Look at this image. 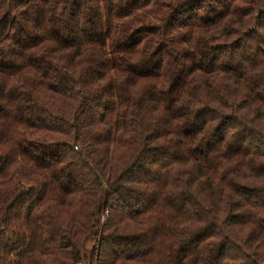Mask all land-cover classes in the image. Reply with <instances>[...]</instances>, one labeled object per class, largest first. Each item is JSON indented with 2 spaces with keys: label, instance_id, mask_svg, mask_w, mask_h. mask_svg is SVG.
Here are the masks:
<instances>
[{
  "label": "trees",
  "instance_id": "1",
  "mask_svg": "<svg viewBox=\"0 0 264 264\" xmlns=\"http://www.w3.org/2000/svg\"><path fill=\"white\" fill-rule=\"evenodd\" d=\"M82 262L264 264V0H0V264Z\"/></svg>",
  "mask_w": 264,
  "mask_h": 264
},
{
  "label": "rangeland",
  "instance_id": "2",
  "mask_svg": "<svg viewBox=\"0 0 264 264\" xmlns=\"http://www.w3.org/2000/svg\"><path fill=\"white\" fill-rule=\"evenodd\" d=\"M91 243H92V239H88L87 242H86V246L87 247L90 246ZM81 264H83V262Z\"/></svg>",
  "mask_w": 264,
  "mask_h": 264
}]
</instances>
